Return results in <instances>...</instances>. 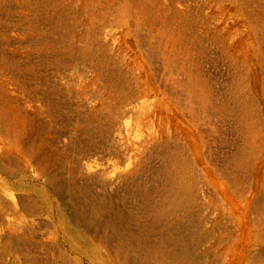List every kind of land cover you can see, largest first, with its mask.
Instances as JSON below:
<instances>
[{
  "label": "rangeland",
  "instance_id": "rangeland-1",
  "mask_svg": "<svg viewBox=\"0 0 264 264\" xmlns=\"http://www.w3.org/2000/svg\"><path fill=\"white\" fill-rule=\"evenodd\" d=\"M33 259L264 264V0H0V264Z\"/></svg>",
  "mask_w": 264,
  "mask_h": 264
},
{
  "label": "bare ground",
  "instance_id": "bare-ground-1",
  "mask_svg": "<svg viewBox=\"0 0 264 264\" xmlns=\"http://www.w3.org/2000/svg\"><path fill=\"white\" fill-rule=\"evenodd\" d=\"M57 190V189H56ZM63 205V204H62ZM74 206V205H73ZM70 214V213H69ZM81 218H82V216H81ZM79 220V219H78ZM60 224V223H59ZM50 235V234H49ZM77 238V237H76ZM79 240V239H78ZM72 242V241H71ZM70 242V243H71ZM75 242H73V244H74ZM77 243V242H76ZM77 245V244H76ZM74 247V246H73ZM57 250V249H56ZM59 250V249H58ZM2 253V252H1ZM7 253V252H6ZM58 253V252H57ZM3 254V253H2ZM60 254V253H59ZM53 255V254H52ZM57 255V254H56ZM63 255H65V254H63ZM67 255H68V253H67ZM54 256V255H53ZM49 257V256H48ZM39 258V257H38ZM55 258V257H54ZM32 259V258H31ZM68 259V258H67ZM74 259V258H73ZM36 260V259H35ZM34 259H33V262L35 261ZM40 260V259H39ZM42 260V259H41ZM27 261H29V259L27 260ZM31 261V260H30ZM37 262L36 263H33V264H37L38 262L40 263V264H42V262L41 261H38V259L36 260ZM43 261V260H42ZM53 262V261H52ZM29 263V262H28ZM38 263V264H39ZM45 263H47V262H45ZM29 264H31V263H29ZM44 264V263H43ZM49 264V263H48Z\"/></svg>",
  "mask_w": 264,
  "mask_h": 264
}]
</instances>
